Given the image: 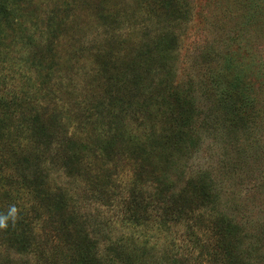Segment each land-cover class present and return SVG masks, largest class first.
<instances>
[{
  "label": "rangeland",
  "instance_id": "374dc122",
  "mask_svg": "<svg viewBox=\"0 0 264 264\" xmlns=\"http://www.w3.org/2000/svg\"><path fill=\"white\" fill-rule=\"evenodd\" d=\"M143 1L121 0L123 8L128 9L127 20L111 21L121 28L116 30L119 38L128 39L133 46L126 43L122 47L120 41L117 48L108 39L111 32H105L93 14L100 8V0L30 1L39 26L31 25L29 20L25 25L30 26L29 31H37L35 37L40 39V46L48 36L57 43L55 51L59 59L54 62L42 92L47 88L64 108L66 132L63 130L61 134H72L76 127V132L82 130L84 137L94 134L90 125L98 120L91 114L100 108L105 84L110 93L122 97L123 104L129 102L120 130L132 138L139 153L138 163L130 149L112 160L98 156L99 153L82 142L84 148L78 149V153L89 162L84 167L80 166L82 162L80 167L75 165V175L71 176L59 160L66 150L64 139L34 145L27 141L18 146L19 155L28 158L23 169L26 180L31 181L33 170L38 168L39 175L48 181V195L64 200L68 207L65 215L70 217L72 226L81 225L97 240L101 252L119 240L128 251L133 247L134 251L146 252L142 264H173L169 256L174 254L180 264H209L207 255L206 258L198 255L208 249L211 239L208 229L196 218L163 217L155 194L153 199L151 194L145 196L149 186L140 184L141 177L147 178L145 167L148 166L153 180L160 183L166 179L172 183L171 189L164 193L169 196L189 186L198 174L205 173L220 193L224 213L242 229L245 227L241 230L242 244L237 248L242 251L239 258L246 260L245 264H264V0H187L190 16L184 23L174 25L178 43L171 53L161 52L154 44L159 35L158 26L134 23L140 19L137 16L129 18L132 11L138 13ZM182 5L187 7L185 2ZM55 9L66 13L59 38L41 32L46 30L48 13ZM130 21L135 25L127 27ZM14 39L6 37L5 44H11L9 56L16 68L17 51L22 44H18V38ZM137 41L146 45L142 58H135ZM99 48L104 50L98 53ZM236 77L247 84V97L251 101L249 117L242 129L229 120L226 110L215 107L218 91ZM9 85L12 91L25 88L17 74ZM204 87L212 92L207 94ZM179 90L185 96L189 94L192 108L185 116L191 119L184 127L183 123L179 126L180 120L174 119L179 117V112L174 109L177 101L173 96ZM76 99H81L86 108L71 103ZM105 120L104 116L99 119ZM166 133L167 144L160 143L158 140ZM11 152L8 136L1 138L0 155ZM4 181L8 180L2 178L0 184ZM133 186L137 192L132 191ZM159 187L163 191L165 185ZM130 193L148 204L149 222H125L127 216L132 218V214L144 211L140 203L129 206ZM128 206L132 214L128 213ZM202 211L198 209L199 213ZM191 222L192 240L185 235L191 230L188 227ZM47 225L35 224L36 247L40 252H17L0 243V264H56L57 261L50 259L53 253L48 246L58 243ZM255 230L260 232L259 240L251 234Z\"/></svg>",
  "mask_w": 264,
  "mask_h": 264
},
{
  "label": "trees",
  "instance_id": "16d2710c",
  "mask_svg": "<svg viewBox=\"0 0 264 264\" xmlns=\"http://www.w3.org/2000/svg\"><path fill=\"white\" fill-rule=\"evenodd\" d=\"M30 1L0 0V139L8 136V146L12 150L7 156L0 155V174L2 173L0 180L2 178L8 180L0 184V213L7 212L9 206L13 204L19 209V219L16 224L13 226L9 223L6 230L0 229V243L17 252L37 251L38 240L36 241L35 224L42 222L44 225L50 226L53 237L58 243L48 246L52 248L53 253L50 259H53L54 262L57 261L56 264H142L146 256L144 250H142L143 252L134 251L133 247H129L131 251H128L126 246L119 243V240H114L108 245V248L106 247L107 251L101 252L97 240L84 231L81 225L73 227L70 217L65 215L68 208L67 204L59 197L55 198L48 195V181L39 175L38 168L33 170L35 173L33 179L31 181L26 180L23 169L26 168L28 158L19 155L18 146L27 141L34 145L47 144L53 139H64L66 150L59 160L66 174L71 176L75 175V165L84 167V164L89 162L87 157L78 153V149L84 148L82 142L85 145L87 143L92 151L99 153L98 156L112 158V160L117 159L119 154H123L122 151H129L130 149L135 162L138 163L137 153H139V149L136 148L132 138L126 136L124 130H120L124 123L126 111L129 109V102L123 104L122 97L117 93H110L105 84L100 94V108L94 109L95 112L91 114L92 117L95 116V120H98L90 125L94 134L90 133L89 136L84 137L82 130L78 131L79 133L76 132L77 127L72 134H61L63 130L66 132V123L63 121L62 115L64 108L57 103L56 96L53 97L47 88L43 92L42 90L50 71L53 70L54 62L59 59V55H56L55 51L56 40L48 35L59 38L61 24L65 21L66 13L58 9L48 13L46 30L41 31L48 38L43 46H40V39L35 37L37 31H29L30 26L25 25L29 20L31 25L39 26L37 25L39 18L32 10ZM182 2H185L187 7L181 6ZM123 7L124 4L121 3V0H100V8L95 11L96 13L93 12L95 17L97 16L99 26H102L105 32H111L108 34V39L116 43L114 46L116 48L120 41L122 47H125L126 43L131 45L128 39L119 38L116 30L121 28H118L119 25L117 26V24L114 26L115 22L112 23L111 21H119L120 18L122 21L127 20L125 17H127L128 9ZM190 10L187 0H144L139 6L138 13L135 14L130 9L133 13L128 14L129 18L137 16L140 19L135 22H128L132 25H127V27L134 26V23L137 22L147 23L146 26L148 24L149 26L152 24L158 26L159 35L154 39V44L156 48H160L161 52L171 53L176 50L178 43L173 27L187 21ZM6 37L18 38V44H22L20 50L17 51V53L19 52V62L16 68L15 61L9 56L11 44H5ZM135 43H138L137 47H134L135 58H142L146 45H140L139 41ZM103 50L104 48H99L98 53ZM99 63L100 61L97 62L98 65H100ZM129 67L135 71L137 69L133 65ZM15 74L25 84L24 89L20 88L19 91L9 89V84ZM139 74L141 75V73ZM212 86L217 88L218 85L213 83ZM205 89L207 94L212 92L210 88L209 91L208 88L204 87L203 90ZM248 90L247 84L243 83L241 78H233L228 86L218 91V103L215 102V107L219 106L220 110H226L230 116L229 120L241 129L246 124L249 117L248 111L251 107V101L247 97ZM174 95L176 97L172 94L174 100L177 101V107L174 109L179 112V117L174 119L180 120L179 126L182 123L183 127L187 126L186 122L189 123L191 117L185 116L192 112L188 100L189 94L185 96L183 91L179 90ZM80 100L76 99L71 103L86 108V104L80 103ZM102 116L106 118L103 122L99 121ZM232 116L237 121H234ZM236 123L241 126L236 125ZM101 124L102 128L100 127ZM103 132H110V134L106 135ZM101 135L105 137H101ZM88 137L91 139L89 140ZM168 140L166 133L158 141L167 144ZM131 142H133L132 147H129ZM80 162L83 164L81 163L79 166ZM145 168L148 169L147 178L141 177L140 184L149 186L145 196L151 194L153 199L152 195L155 194V201L160 204L162 209L160 213L163 217L173 216V220L196 218L204 228L208 229L211 239L208 243L209 246L207 244L208 249L199 252L200 257L206 258L205 255H207L206 261L209 264H245L246 260L243 262L239 258V252L242 251L237 249L240 248L239 245L242 241L241 230L245 227L242 229L238 222L232 221L224 213L220 193L215 188V184L208 180L205 173L198 174L189 186L182 187L178 192L166 196L164 193L171 189L172 183L166 179H161L160 183L157 182L158 179H154V181L152 171L149 170L148 166ZM160 185H165L162 188L163 191L159 187ZM136 188L133 186L132 191L137 192ZM128 200L129 206L140 203V207L145 212L141 211V214L138 212L137 215H134L128 206V213L132 214V218L127 216L124 218L125 222L134 224L149 222L148 204L142 203V198L139 201L132 193L129 194ZM201 208L203 211L199 213L198 209ZM205 211L208 215L206 218ZM46 215L47 219H45ZM192 225L193 222L188 225L191 230L185 233L190 240L193 238ZM251 234L255 235V239L261 238L260 232L257 230ZM61 245H64L63 251L60 249ZM236 250H238L237 254H235ZM249 254H245V256L248 257ZM169 257L173 260V264L181 263L180 260H175V254Z\"/></svg>",
  "mask_w": 264,
  "mask_h": 264
},
{
  "label": "clouds",
  "instance_id": "9594fccd",
  "mask_svg": "<svg viewBox=\"0 0 264 264\" xmlns=\"http://www.w3.org/2000/svg\"><path fill=\"white\" fill-rule=\"evenodd\" d=\"M19 219V209L13 204L10 205L7 212L0 213V229L6 230L9 227V223L13 226Z\"/></svg>",
  "mask_w": 264,
  "mask_h": 264
}]
</instances>
